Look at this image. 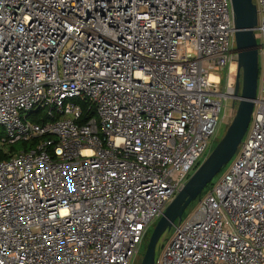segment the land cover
<instances>
[{"label": "built area", "instance_id": "1", "mask_svg": "<svg viewBox=\"0 0 264 264\" xmlns=\"http://www.w3.org/2000/svg\"><path fill=\"white\" fill-rule=\"evenodd\" d=\"M254 2L250 130L156 264H264ZM235 33L231 0H0V264H136L239 99Z\"/></svg>", "mask_w": 264, "mask_h": 264}, {"label": "water", "instance_id": "2", "mask_svg": "<svg viewBox=\"0 0 264 264\" xmlns=\"http://www.w3.org/2000/svg\"><path fill=\"white\" fill-rule=\"evenodd\" d=\"M231 4L238 52L235 95L239 96L240 102L236 114L217 146L192 173L157 221L140 264H156L163 235L172 229L176 220L180 222L183 219L187 206L232 160L251 123L259 79V44L255 32L257 5L254 0H231Z\"/></svg>", "mask_w": 264, "mask_h": 264}, {"label": "rangeland", "instance_id": "3", "mask_svg": "<svg viewBox=\"0 0 264 264\" xmlns=\"http://www.w3.org/2000/svg\"><path fill=\"white\" fill-rule=\"evenodd\" d=\"M256 35H257V39L259 41L258 43H260V41H261V34H260V32L259 31H256ZM261 64H262V60H261V57H260L259 58L258 94H260L261 88H262ZM227 81H228V75L225 74L224 75V78L222 80V84H221L222 87L225 86V84H226ZM239 102H240V99L235 98V96H232V95L229 96L228 101L226 102V104L224 106V110L223 111L225 112V116H224V118H222V120L220 122V132H219V135H218V137L215 139V141L211 145V149L212 150H214V148L217 146L218 142L222 139V137L226 133L227 128L229 127L230 123L232 122V120H233V118H234V116L236 114V111H237V107H238ZM224 112H223V114H224ZM223 114H222V117H223ZM249 130H250V128H249ZM247 134H248V132H247ZM247 134H246V136H247ZM12 149L13 150H16V151H21V150L24 149V145L22 144V142H18V143L14 144L12 146ZM237 156H238V152L235 154V156L232 158V160L229 162V164H227L225 166V168L222 170V172H220L219 175L216 176L213 179V181L211 182L212 185L215 184V183H217L219 181V179L224 175V173L227 171V169L230 166V164L233 163V161L235 160V158ZM204 160L205 159H203V161ZM207 189L208 188H205L203 190V192L201 193L200 196H204L207 193ZM200 196H198L197 198H195L194 200H192V202L187 206V208L185 209L184 214H183V219H186L197 208V206L199 204V198H200ZM176 223H178V220H176ZM155 225H156L155 223L154 224H151L150 227H149V229H148V232H147V234H146V236H145V238L143 240V243L141 245L140 254H139V257H138V259L136 261V264H140L141 263V260L143 258L142 254H144L145 251H146V248H147V245H148L150 236H151V234L153 232V229H154ZM173 230L174 229L172 228L170 231H168L167 233H165L163 235V237L161 238V241H160L161 244H163L165 241L168 240L166 238H169V237H171L173 235ZM160 251H161V249L159 248L157 250V254H156L157 256L160 254Z\"/></svg>", "mask_w": 264, "mask_h": 264}, {"label": "trees", "instance_id": "4", "mask_svg": "<svg viewBox=\"0 0 264 264\" xmlns=\"http://www.w3.org/2000/svg\"><path fill=\"white\" fill-rule=\"evenodd\" d=\"M35 117L33 120L35 121H39V122H47V121H50L52 118L50 116H48L46 114V111L44 110H38L36 111L35 113ZM37 139H35L34 141H30V142H22V144L24 145V148H28L30 145H32ZM0 158H5L3 155L0 156ZM229 164V163H228ZM225 168V167H224ZM223 168V169H224ZM222 169V170H223ZM222 172V171H221ZM219 175V174H218ZM217 175V176H218ZM212 186V183H210L206 188H210ZM144 254H142L143 256Z\"/></svg>", "mask_w": 264, "mask_h": 264}, {"label": "bare ground", "instance_id": "5", "mask_svg": "<svg viewBox=\"0 0 264 264\" xmlns=\"http://www.w3.org/2000/svg\"><path fill=\"white\" fill-rule=\"evenodd\" d=\"M236 68H237V62L233 61L232 65L230 67V79L232 82H233L235 75H236V71H237Z\"/></svg>", "mask_w": 264, "mask_h": 264}]
</instances>
